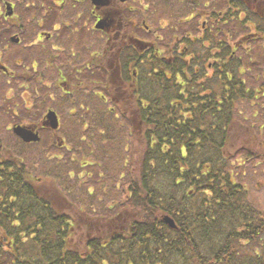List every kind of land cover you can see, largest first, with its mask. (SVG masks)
Instances as JSON below:
<instances>
[{"label": "trees", "instance_id": "1", "mask_svg": "<svg viewBox=\"0 0 264 264\" xmlns=\"http://www.w3.org/2000/svg\"><path fill=\"white\" fill-rule=\"evenodd\" d=\"M191 35L184 31L180 41L189 45L168 56L153 40L148 57L134 49L126 56L144 63L122 108L130 148L132 135L139 142L124 171H106L101 137L91 140L97 151L88 143L78 157L93 162L70 156L59 169L67 170L66 184L23 170L10 187L6 181V195L17 198L0 209V264H264V211L231 168L261 154L248 145L252 124L243 127L238 104L263 97L264 87L253 90L218 69L206 74L209 46L204 35ZM99 121L96 132L105 136L112 126ZM111 185L114 193L106 191Z\"/></svg>", "mask_w": 264, "mask_h": 264}, {"label": "flooded vegetation", "instance_id": "2", "mask_svg": "<svg viewBox=\"0 0 264 264\" xmlns=\"http://www.w3.org/2000/svg\"><path fill=\"white\" fill-rule=\"evenodd\" d=\"M126 3L128 0H103L102 4L92 0H63L61 7L44 14L47 10L35 9L37 4L32 1L30 8L35 13L31 15H35L31 17L35 20L31 37L28 32L26 36L19 32L7 33L8 28L0 23V209L4 203L17 198L14 194L6 195L4 188L16 183L22 170L31 179L47 178L48 183L55 187H59L61 180L67 183V170L63 173L59 169H64L67 159L75 151L68 148L67 124L63 123L61 112L55 105L61 108L73 102L74 95H78V99L83 96L87 90L84 81L78 80L83 73L97 71L95 75L105 77L109 98L97 94V90L92 93L100 100V104L109 103L105 107L106 115L114 112L112 104L120 105L128 96L133 80L137 77V66L140 63L142 65L144 60L138 58L137 62L128 61L125 56L131 55L132 49H135L136 56L145 57L147 54L143 52L150 41L134 36L133 24H128L131 20L127 15L133 7ZM225 3L227 7L223 6ZM208 5L214 8L201 10L204 19L199 23V29L202 35L209 36L208 42L212 41L211 34L219 42L213 47L215 50L210 51L216 54L213 58L216 66L212 65V71L218 69L226 75L244 78L245 74L252 73L258 66L257 77H264V44L261 45L262 49H258L259 55L242 62L237 54V45L242 46L245 36L238 34V38H233L228 31L253 29L255 31L248 34L259 36L258 40L264 42V0H209L205 6L208 8ZM147 7L145 5L144 10ZM16 9L14 1L0 0V17L8 21L5 25H19L21 31L23 27L19 20L17 24L10 20L19 15ZM40 12L42 15L38 17ZM140 27L144 31L150 30L144 20L140 22ZM219 31L222 33L221 39L217 35ZM187 35L192 38L191 32ZM158 39L159 36H156L154 41ZM173 41L171 44L180 42V37L173 35ZM166 51L168 53L171 49ZM160 52L163 53L162 50ZM257 57L262 59L261 62L257 63ZM84 58L86 63L83 62ZM208 67L211 69V63ZM128 74L133 77L124 79ZM93 83L99 84V81ZM117 88L123 92H117ZM79 107L83 108L81 104ZM73 111L72 106L67 107L69 115H74ZM49 112L55 113L56 126H53ZM86 115L89 118L92 114L88 111ZM80 121L81 118H78L77 122L86 124ZM20 127L24 129V134L37 135L38 139L24 140L19 134L22 133ZM79 141H86L83 134L78 137L77 143ZM26 151V156L33 158L31 165L23 157ZM38 164H43V171L37 169ZM2 236L3 232L0 231Z\"/></svg>", "mask_w": 264, "mask_h": 264}, {"label": "rangeland", "instance_id": "3", "mask_svg": "<svg viewBox=\"0 0 264 264\" xmlns=\"http://www.w3.org/2000/svg\"><path fill=\"white\" fill-rule=\"evenodd\" d=\"M10 1H14L16 3V7H17L16 10L19 14L18 15L19 18H18V16H13L12 19H10L11 23L17 24L18 20H19L20 25H21V27H23V29L20 31L18 29L19 25H15V26L5 25V22L7 23L8 21H3V19L1 17H0V23H3V26L8 28L7 33L19 32V34L23 33L24 36H26V33L28 32L29 37H31V35L33 33L32 29L34 28L33 23L35 20V19H32V17H31V16L35 15V14L31 15L32 13H35V11L30 8L31 7L30 3L32 1L35 4H37V7L35 9L47 10L44 14L51 12L50 11L51 9L56 10L57 7H61V5L63 4V0H49V1H46V0H10ZM208 1L209 0H128V3H126V4L133 7L132 11L128 12V14H127V15H129L130 20H131L130 22H128V24L129 25L133 24V28H134L133 31H135L134 36L136 35L140 39H143L144 41H152V40L154 41L156 35L159 36V39L155 42L158 43L160 51L161 50L163 51V53L161 52L162 55L168 56L167 55L168 53L166 51L167 49H171V51H172V49H176V48L183 49V46L185 47V46L189 45V43H187L185 41H183V42L180 41L178 43L175 42V43L171 44L172 42H174L173 41V35H176V36L178 35L181 38L183 36L184 31L186 33L191 32V34H193V36L194 35L199 36L201 34V32L198 31V29L200 27L199 23L201 22V20L204 19V16L201 15V12H202L201 10L207 9V11H208V10H211L214 8L211 5H208V8L205 6V4ZM145 5H147L148 7H147V9L144 10ZM226 5L227 4L225 3L223 6L225 7ZM52 6H54V7H52ZM226 9H228V8H226ZM197 12H198V14H193V13H197ZM41 15H42V12H40L38 17L39 16L41 17ZM70 15H71V13H70ZM189 17H191V18L193 17V18L189 19ZM142 20H144L145 24H147L148 27L150 28L149 31H146V30L144 31L141 29L140 22ZM59 22H60V20H59ZM194 27H197V29L194 30ZM228 31L231 33L233 38H236L238 36V34L242 35V37L245 36V38L242 39L243 42H241L242 46L237 45V48H238L237 54L240 56V59L242 62H248L250 59H253L254 56L259 55L260 52L258 49L259 48L262 49L261 45L264 44V42H261L260 40H258L259 36L256 37L255 35L248 34L249 32H254L255 30H253V29L252 30L236 29V30H228ZM220 33L221 32L219 31V33L217 35H219V37L221 39L222 33H221V35H220ZM64 36H65V34H64ZM211 36H212V41H210L211 44H210V42H208L209 36H207V35H204V40L202 41V43L205 45V47L209 46V49H208L209 52L211 51V49H212V51H214L215 48L213 49V47H215L219 44L218 41L214 43V41H215L214 34H211ZM226 38L227 37H224L223 39H226ZM209 40H210V38H209ZM239 40H241V39L239 38ZM137 47L140 48L139 46H137ZM128 48H130V47H128ZM197 48L201 49L200 47H197ZM128 50L130 51L131 49H128ZM246 51H247V53H246ZM77 53H80V52H77ZM262 53H264V50H262ZM215 57H216V54L210 53L209 57L206 59V64L209 65L211 63V69L207 65L208 69L206 71L207 72L206 74H208V75H210L212 73V65H214V63H213L214 59L213 58H215ZM85 58L83 61L84 63L87 62V60ZM145 58H146V56H145ZM257 58H258V60H256L257 63H259V61L261 62L262 59H260V57H257ZM83 62H81V63H83ZM234 64L237 66V64L235 62H234ZM112 65H114V63ZM232 66H233V64H232ZM257 69H258V66H256L252 70V73L248 72L247 74H245L244 78L238 76L242 80L244 79L246 86H248L249 88H252L253 90H254V88H257V87H259V89H262L264 87V86H262V87L259 86L260 84H263L264 79H263V77H260V76L257 77L256 74L259 71ZM94 73L96 74L97 71H95ZM94 73H83L81 75V77L78 78V80L82 79L84 81V84H85V87L87 90L83 94V96L79 97V99H78V95H74L75 100H73V102H69V105L65 104L61 108L59 105H55V106L61 112L63 123L67 124L68 132L66 135V140L69 143L68 148L71 149L72 151H75V153L71 154L72 159H75V161L87 160L86 162H93V161H89L90 158H86V157L78 158L77 156L78 155L81 156V154L84 152H86V153L89 152V151H86V149L88 147L86 145H88V143L90 145L89 150L90 149L92 151L97 150L98 148L94 149V144H93V142H91V140L93 138L95 140H97V139L103 137L107 141H106V143H104L102 145L101 149L103 151L105 150V154L109 153L108 159H107V157H105V159H104V160H106V162H105L106 163L105 164L106 171H109L110 173H111V171H112V173H115L116 171H119V170L124 171L125 168L121 165L125 164L126 160L128 161L131 158H133V159L136 158V156L139 153V149L137 146L138 144H136L139 142L137 141V139H135L137 137H134L133 135H132V138L130 137V140H132L131 143L134 144L133 146L131 145V148L129 146V137L127 138V132L131 133L129 130L130 123H129V119L127 118V116H125L127 114V112L125 110H122V108L124 107V105H126V106L129 105L128 104L129 102L122 101L120 105L112 104L115 108V109H113V111L116 112L117 118H115L114 116L111 117L112 113H110V117L107 120L105 107L107 105H109V103L107 102V104L106 103L100 104V100H98V98L96 97V95H94L92 93V91L97 90V94H101L102 96L106 95V97L108 96V98H109V92L106 91V89H108V87L106 88L107 84H104V82H105L104 78L105 77L95 75ZM88 80H90V81H88ZM95 80L99 81V84H96V83L94 84L93 81H95ZM117 89H118L117 92H123L121 88L120 89L117 88ZM107 100H109V99H107ZM78 102H80V104L82 105L83 108L79 107L80 104L78 105L77 104ZM238 105H239V110H240V113L238 114V116L241 118H244V120H245V121H243V127L249 126L250 124H252L251 136L254 139L252 140V144H248V145H249V147L251 146L253 148L259 147V151L261 152V154H259L260 156L258 158L248 159L243 164H240L242 162L238 160V161L234 162L235 165L232 166L231 168L234 169V171L236 173V178L238 179V181L242 182L246 186V188L248 189L249 200L255 206L260 207V209H262L264 211V96L257 98L255 101L241 102ZM69 106L70 107L72 106L73 110H74L73 111L74 115H72V116L69 115L68 112H66L67 107H69ZM87 106H89V108H87ZM86 108L88 109L87 111H86ZM88 111L92 115H91V117L86 118V117H88L86 115ZM100 117H104L106 120V123L109 124L110 126H112V129L108 133H106L105 136H100L99 133L96 132L97 128H98L97 125L100 124V121H99ZM78 118H81L82 121H80V122L86 123V125L88 123L89 126L84 127V124L82 125V123L80 124L79 122H77ZM80 125L82 126L83 130H82ZM257 127L260 129V131H258ZM82 134L86 135L85 136L86 141L85 142L79 141L77 143L78 137L81 136ZM131 134H133V133H131ZM109 136H111V138H109ZM255 143H256V145H255ZM128 146H129V149L127 151L126 149L128 148ZM80 148H81V150H78ZM129 150H131V151H129ZM126 154L129 156V157H127V159H125ZM23 155H24L23 157L26 158L25 159L26 162L29 163L28 165H31V163L33 162V158L31 159L30 156H26L27 151L25 153H23ZM30 159H31V161H30ZM107 160H109L110 164L107 162ZM42 165L43 164L37 165V169L39 171L44 170V168H42L43 167ZM74 166H75V164H74ZM89 170H90V168H89ZM97 172H98V170H97ZM37 175H40V174L37 173ZM89 180H90V183H92L91 179H89ZM122 180H124V179H122ZM75 183L82 185V183L78 182L77 180L75 181ZM83 184H86L85 178H84ZM82 187H83V185H82ZM111 188H112V185H111V187L106 188V191L114 193V188H112V190H111ZM117 193H118V190H117ZM113 195H115V194H113ZM113 195L105 197L104 200L107 202V200L109 198L111 199V197ZM102 211H104V210H102Z\"/></svg>", "mask_w": 264, "mask_h": 264}, {"label": "water", "instance_id": "4", "mask_svg": "<svg viewBox=\"0 0 264 264\" xmlns=\"http://www.w3.org/2000/svg\"><path fill=\"white\" fill-rule=\"evenodd\" d=\"M92 1L94 3H100V4L103 3V0H92ZM49 113H50L49 117L51 118V121L54 122L53 126H56L57 119H56L55 113H53V112H49ZM20 129H21L22 133H19V134L22 136V138L24 140L29 141V140H37L38 139L37 135L30 136L28 134H24V132L22 131L24 129H22L21 127H20ZM163 220H164V223H166L170 228H175L176 227V224H175L174 220L169 215H164L163 216Z\"/></svg>", "mask_w": 264, "mask_h": 264}]
</instances>
